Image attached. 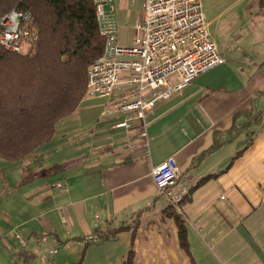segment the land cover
<instances>
[{
  "label": "crops",
  "instance_id": "1",
  "mask_svg": "<svg viewBox=\"0 0 264 264\" xmlns=\"http://www.w3.org/2000/svg\"><path fill=\"white\" fill-rule=\"evenodd\" d=\"M259 12L264 16L262 9ZM224 65L216 68L221 71L214 76L191 82L181 93L158 102L146 116V138L141 137L138 121L131 122L128 130L112 129L122 121L120 115L110 119V133L96 126L92 141L100 156L90 163V177L89 169L82 171L78 215L82 214L84 232L74 240L93 243L97 241L92 240L95 230L135 225L136 220L141 232L147 213L159 211V222L165 223L169 234L165 232L164 238L158 236L150 244L165 251L163 239L167 242L170 237L173 251L168 249L160 258L156 250L155 259L161 260L159 264H189L179 248L173 219L163 218L162 212L169 206L157 194L151 175L152 168L174 157L180 171L178 184L192 190L189 201L180 204L179 213L194 263L264 264V123L208 152L215 132L227 139L235 113L263 108L264 97L257 93L264 90V62L258 61L255 72L243 71L233 63ZM149 137L153 149L146 151ZM163 145L166 150L159 156ZM50 233L59 240L55 232ZM137 238L133 243L136 255ZM39 239H35L37 245ZM23 246L21 243L13 254Z\"/></svg>",
  "mask_w": 264,
  "mask_h": 264
},
{
  "label": "rangeland",
  "instance_id": "2",
  "mask_svg": "<svg viewBox=\"0 0 264 264\" xmlns=\"http://www.w3.org/2000/svg\"><path fill=\"white\" fill-rule=\"evenodd\" d=\"M112 4L118 43L132 47L133 22L141 16L143 0H112ZM201 4L209 35L225 59L223 67L233 63L243 71L255 72L258 61L264 62V52L260 51L264 47V16L259 12L262 9L264 13L262 1L201 0ZM216 68L201 73L192 83L221 71ZM117 102V96L111 103L109 99L85 98L70 117L56 125V133L48 143L19 162L0 159V264H13V252L21 243L37 253L31 264H123L130 248L129 231L119 232L112 241L86 244L73 239L84 232L82 214L78 215L82 207V194L78 191L83 181L82 171L89 169L90 177V163L100 156L96 154L92 132L97 125L111 132L110 119L119 115ZM103 112L108 113L103 115ZM145 122H148L146 118ZM147 141L145 150L149 151V147L152 150L151 138ZM161 149L159 156L166 150L164 145ZM59 184L62 189L58 188ZM159 213H147L141 232L137 230L140 243L135 264H159L156 250L160 258L168 249L173 251L170 237L167 242L163 239L165 251L150 244L158 236L164 238L165 232L169 234L165 223L159 222ZM36 236L41 238L42 245H37ZM42 238L47 240L43 242ZM69 242H74L71 250L66 246ZM51 249L57 253L50 255Z\"/></svg>",
  "mask_w": 264,
  "mask_h": 264
},
{
  "label": "trees",
  "instance_id": "3",
  "mask_svg": "<svg viewBox=\"0 0 264 264\" xmlns=\"http://www.w3.org/2000/svg\"><path fill=\"white\" fill-rule=\"evenodd\" d=\"M14 9L31 13L32 20L27 26L31 37L27 52L13 53L0 46V159L8 162H19L48 143L57 123L83 103L87 70L105 45L92 0H0V17ZM257 96L264 97V90ZM263 123L264 106L258 112L249 108L235 113L227 139L215 132L208 152ZM191 193L189 190L182 204L189 201ZM162 215L173 219L179 248L188 263L195 264L182 215L170 206ZM135 222L133 226L97 229L92 240L112 241L119 232L131 231L123 264H135L133 243L138 220ZM13 257V264H31L36 255L24 246Z\"/></svg>",
  "mask_w": 264,
  "mask_h": 264
},
{
  "label": "built area",
  "instance_id": "4",
  "mask_svg": "<svg viewBox=\"0 0 264 264\" xmlns=\"http://www.w3.org/2000/svg\"><path fill=\"white\" fill-rule=\"evenodd\" d=\"M92 4L105 45L87 70L85 97L109 99L110 103L118 97L117 112L123 117L112 129L128 130L131 122L138 121L141 137L146 138L145 118L158 102L176 96L201 73L225 63L209 35L201 0H143L141 16L133 22L132 47L118 43L112 0H92ZM31 20V13L15 9L2 15L0 46L13 53L27 52ZM151 175L157 194L179 212L189 190L178 184L175 158L152 168ZM73 245L67 243V249ZM48 253L55 255L57 250Z\"/></svg>",
  "mask_w": 264,
  "mask_h": 264
}]
</instances>
